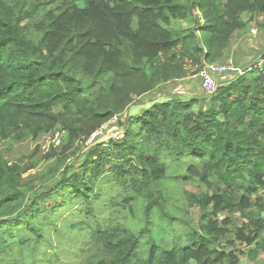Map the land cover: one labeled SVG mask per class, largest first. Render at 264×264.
<instances>
[{
    "label": "trees",
    "instance_id": "16d2710c",
    "mask_svg": "<svg viewBox=\"0 0 264 264\" xmlns=\"http://www.w3.org/2000/svg\"><path fill=\"white\" fill-rule=\"evenodd\" d=\"M54 1L0 0V264H240L229 250L236 241L264 252V66L250 79L229 73L234 79L212 94L167 93L142 107L185 78L187 65L201 73L228 61L243 15L264 14V0ZM117 117L127 119L122 141L73 165ZM58 132L65 141L33 183L37 152L11 163L1 149ZM169 181L178 195L167 192ZM77 203L60 222L68 237L52 260L46 229ZM191 207L203 211L200 226L184 218ZM224 213L245 221L216 220Z\"/></svg>",
    "mask_w": 264,
    "mask_h": 264
},
{
    "label": "rangeland",
    "instance_id": "374dc122",
    "mask_svg": "<svg viewBox=\"0 0 264 264\" xmlns=\"http://www.w3.org/2000/svg\"><path fill=\"white\" fill-rule=\"evenodd\" d=\"M54 0H46V2H51ZM116 1V0H112ZM55 2V1H54ZM64 2V1H60ZM66 3L68 1H65ZM243 20L247 23L245 29L240 33L237 34L236 37H234L233 42L231 44V47L228 51V56L230 59L228 61L223 62V60L217 61L215 63L221 64V65H230L234 68L235 65L240 63L241 67L238 69H248L244 71V77L245 78H251L252 74L249 72L250 67L256 62L259 55L264 50V14L262 15H254V14H244ZM194 23L189 21L183 23V27L188 29L190 27H193ZM256 59V60H255ZM255 60V61H254ZM222 61V62H221ZM254 61V62H253ZM253 62V63H252ZM247 67V68H244ZM188 68V74L185 78L178 82H172L171 84H167L165 86H162L154 93H151L149 97L143 98L144 100L148 101L154 96L162 95L163 93L172 94L175 93V95H179L182 98L187 99L188 97L193 96H199L203 92L202 87V81L200 78V72H198V66H193L192 64L187 65ZM237 69V68H236ZM233 74V72H230ZM216 77V80H218L219 84H222L224 81H228L230 78L234 79L235 76H231L230 74L222 75L219 74ZM223 77V78H222ZM177 91H179V94H177ZM162 97L161 99H163ZM126 119V118H125ZM120 117H117L113 119L110 123L107 125H104L99 131H97L95 134L98 133L97 137H95L93 140H89L85 145H83V151L80 153L78 158H76L75 161H73V165H78L84 161L86 156L88 155L89 151L97 145H104V149H101L104 151V153H107L105 151H108L109 145L122 141V139L125 136V128L127 126H123V123L127 120H125ZM52 134L47 136H42L39 140L34 141L32 139H29L23 143L15 144L11 141L3 142L1 145L2 152L6 159L10 161L11 163H16L22 158H27L25 161L26 164L32 161L31 156L37 152V156L35 160L38 162L37 168L31 172L30 177L28 178V181L30 183H33L34 181H38L39 179L43 178L44 175L47 173L49 167H51L54 163V161L47 162L45 160V155L50 153L52 148H59L60 146H55L53 141ZM66 134H64V138L61 142L65 141ZM103 142V143H102ZM99 148V147H97ZM106 149V150H105ZM110 176H107L105 178L104 184H108L110 180ZM54 184V181L49 182L48 186H52ZM200 186H193V185H185L183 188L190 192V193H199L202 191H207L208 188L204 187L202 189L199 188ZM218 187L217 180H213V188L209 189L210 193H215L216 189ZM180 186L173 182H168L166 184V190L170 195H178ZM259 194L264 198V190H261ZM113 195V194H112ZM57 199V196L55 197ZM103 201V199H99L98 202L94 205L95 209L99 208L100 203ZM188 202V201H187ZM80 207H82V203L75 204L72 208H66V210H63L60 214L59 219V226L58 228H52L48 227L46 229L47 235L51 242H53V248L48 249V253L50 258L53 260L54 254L56 255L58 253V250L56 247H61L65 245V242L63 240H66L68 237V233L61 230L60 222L67 218L70 214L75 213ZM184 208L186 205L183 206ZM185 210H181V212L176 213L178 217L180 218V215H184ZM188 216L184 217L185 219H189L192 223H194L196 226H200V221L203 216V211L196 208L191 207L188 210ZM226 219H231L236 223L237 227H241L244 223L245 219L240 217L239 215H229L228 213H224L219 215L216 220L219 222H223ZM262 219H264V212L262 213ZM90 223H95L96 217L91 216L88 218ZM154 237L158 242L163 241V239H166V234L161 231L160 228L156 229L154 232ZM264 238V234H263ZM8 242L12 241V243H16L18 241V238L12 239L9 236H6L4 238ZM234 239V238H233ZM7 244H3V247H6ZM223 247H226L224 244ZM255 249V246L248 247L245 244H242L240 241H236V246L231 247L229 250L234 251L235 255L239 257L241 263L240 264H264V252L261 253H252ZM45 248H43L42 251H44ZM221 263V261H215L210 260L206 262V264H218Z\"/></svg>",
    "mask_w": 264,
    "mask_h": 264
},
{
    "label": "built area",
    "instance_id": "2783aa9c",
    "mask_svg": "<svg viewBox=\"0 0 264 264\" xmlns=\"http://www.w3.org/2000/svg\"><path fill=\"white\" fill-rule=\"evenodd\" d=\"M264 66V53L256 60V62L250 67V70L256 69V68H262ZM230 72H236L239 75H243L244 72L240 69H236L230 65H221L218 63L213 64H206L204 66V69L200 73V77L203 81V89L206 93L212 94L217 91L219 88V82L216 80L217 75L222 74L226 75ZM223 78V77H222ZM98 133L95 134L91 140H93L95 137H97ZM62 141V134L56 133L53 136L52 143L55 146H60Z\"/></svg>",
    "mask_w": 264,
    "mask_h": 264
},
{
    "label": "crops",
    "instance_id": "0c3cea01",
    "mask_svg": "<svg viewBox=\"0 0 264 264\" xmlns=\"http://www.w3.org/2000/svg\"><path fill=\"white\" fill-rule=\"evenodd\" d=\"M263 53H264V50H263L262 53L259 55V57H260ZM259 57H258V58H259ZM258 58H257V59H258ZM255 60H256V59H255ZM255 60H254V61H255ZM254 61H253V62H254ZM253 62H252V63H253ZM165 94L167 95V93H164V94H162V95H163V96H166ZM177 94H179V91H177ZM171 95H175V93H172ZM158 96H159V95H158ZM158 96H154V98H152V99H155V101H156V100L159 99V98H157ZM148 97H149V96H148ZM152 99H150V100H148V101L145 100V102H144V104H143L142 107H147V106H149V105H152V103H151V100H152ZM143 101H144V100H143Z\"/></svg>",
    "mask_w": 264,
    "mask_h": 264
}]
</instances>
